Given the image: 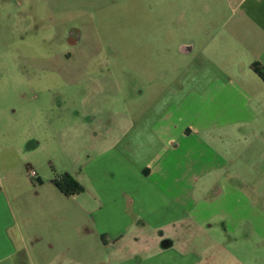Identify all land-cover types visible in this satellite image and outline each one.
Here are the masks:
<instances>
[{
	"label": "crops",
	"instance_id": "obj_1",
	"mask_svg": "<svg viewBox=\"0 0 264 264\" xmlns=\"http://www.w3.org/2000/svg\"><path fill=\"white\" fill-rule=\"evenodd\" d=\"M205 1L211 18H235L230 25L204 27L206 38L224 34L219 42L246 55L245 67L195 57L148 106L112 111L106 123L103 112H75L72 121L92 136L91 158L70 174L82 192L66 197L50 180L46 191L60 201V218L24 225L5 216L10 212L1 188L0 264H53L52 251L58 264H246L222 247L235 230L252 226L237 203L222 202L227 191L240 197L226 184L243 176L212 147V133L258 118L252 98L264 81L251 66L264 67V0ZM188 3L190 8L192 0ZM181 35L179 53L192 56L197 41L186 30ZM128 95L133 102L146 92L136 86ZM229 95L242 98L232 114L223 108ZM120 115L123 122H115ZM259 157L254 173L264 178V152ZM214 232L220 236L212 243L208 237ZM199 236H206L204 244Z\"/></svg>",
	"mask_w": 264,
	"mask_h": 264
},
{
	"label": "rangeland",
	"instance_id": "obj_2",
	"mask_svg": "<svg viewBox=\"0 0 264 264\" xmlns=\"http://www.w3.org/2000/svg\"><path fill=\"white\" fill-rule=\"evenodd\" d=\"M209 6L205 0H192L190 8L188 0H0V189L10 212L6 217L24 225L60 218V201L46 187L57 176L76 174L93 154L92 136L72 121L75 112H103L106 123L112 111L148 106L195 57L245 67L246 55L219 42L224 34L206 38L204 27L235 20L211 18ZM62 15L79 17L68 19L61 30L55 21ZM69 26L81 33L78 45L64 40ZM185 30L197 41L192 56L178 50ZM136 86L146 95L132 102L128 93ZM252 99L256 122L213 132L212 147L226 154L229 164L236 163L243 176L227 180V188L237 189L240 197L236 201L227 191L223 205L237 203L241 217L252 224L235 230L222 247L246 264H264V178L254 173L264 152V88ZM241 101L229 95L224 113L232 114ZM31 140L39 145L30 147ZM219 236L214 232L208 238L215 243ZM205 237L197 238L199 245ZM49 254L58 264L55 251Z\"/></svg>",
	"mask_w": 264,
	"mask_h": 264
},
{
	"label": "trees",
	"instance_id": "obj_3",
	"mask_svg": "<svg viewBox=\"0 0 264 264\" xmlns=\"http://www.w3.org/2000/svg\"><path fill=\"white\" fill-rule=\"evenodd\" d=\"M252 70L264 81V67L260 64L254 63L251 66ZM53 186L64 196L72 197L79 195L82 192V187L74 180V178L64 173L51 180Z\"/></svg>",
	"mask_w": 264,
	"mask_h": 264
},
{
	"label": "flooded vegetation",
	"instance_id": "obj_4",
	"mask_svg": "<svg viewBox=\"0 0 264 264\" xmlns=\"http://www.w3.org/2000/svg\"><path fill=\"white\" fill-rule=\"evenodd\" d=\"M71 17L72 18H77L79 16L72 15ZM71 17L70 18H66L65 15H62V17L57 18V20L55 21V24H56L55 27H57V28L62 30L67 25L68 19L71 21ZM32 18H33L32 20L34 21V17H32ZM81 38H82V36H81V33H80L79 29L77 27H74V26H69L68 30H67V33L64 36L65 42L72 44V46L78 45L79 41L81 40ZM92 61H94V60H92Z\"/></svg>",
	"mask_w": 264,
	"mask_h": 264
},
{
	"label": "built area",
	"instance_id": "obj_5",
	"mask_svg": "<svg viewBox=\"0 0 264 264\" xmlns=\"http://www.w3.org/2000/svg\"><path fill=\"white\" fill-rule=\"evenodd\" d=\"M28 174H29L30 177H33V178L36 176L35 171L32 170V169H30V170L28 171Z\"/></svg>",
	"mask_w": 264,
	"mask_h": 264
}]
</instances>
